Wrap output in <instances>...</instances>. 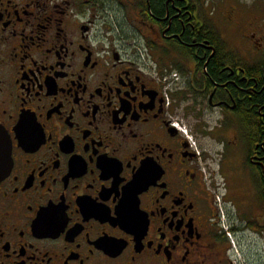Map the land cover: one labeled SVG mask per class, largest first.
I'll list each match as a JSON object with an SVG mask.
<instances>
[{
	"label": "flooded vegetation",
	"instance_id": "obj_1",
	"mask_svg": "<svg viewBox=\"0 0 264 264\" xmlns=\"http://www.w3.org/2000/svg\"><path fill=\"white\" fill-rule=\"evenodd\" d=\"M136 1L152 71L112 31L111 0H0V127L12 147L0 264H264V18L235 41L217 29L201 39L212 17L202 2L167 0L161 17ZM257 3L235 2L227 26ZM172 72L182 87L169 94ZM179 99L221 113L212 131H231L258 182L257 214L227 216L232 238L219 171L207 178L172 126ZM235 188L225 184V203L244 195Z\"/></svg>",
	"mask_w": 264,
	"mask_h": 264
},
{
	"label": "rangeland",
	"instance_id": "obj_2",
	"mask_svg": "<svg viewBox=\"0 0 264 264\" xmlns=\"http://www.w3.org/2000/svg\"><path fill=\"white\" fill-rule=\"evenodd\" d=\"M125 5H121L119 0H111V13L112 17L116 18L119 23V34L121 39L126 40V43H137L142 49L141 52L147 51L148 47L140 35H138L139 24L135 21V0H125ZM202 5L205 9V14L211 16L209 18L213 26L221 33L222 37L231 41L241 38V35L248 33V26L254 17H259L260 20L264 18L263 10L260 4L255 6L248 11V8L244 6L240 9V28H232L229 25L231 6L235 3L233 0H227L226 2L221 0H203ZM246 2L249 4L252 0H237ZM262 2V0H259ZM220 2H223L221 10H217L215 14H211V9L215 8L216 5L220 7ZM206 22L209 20L206 17ZM116 33L115 31H113ZM117 34V33H116ZM133 48V47H132ZM134 49V48H133ZM135 50V49H134ZM151 55V53H150ZM166 61V60H165ZM169 67L168 64L163 65V69ZM171 77H168L170 79ZM176 83V82H175ZM167 91L169 94L172 93V89L176 92L180 90L182 85H168ZM189 102L187 100L182 101L179 99L176 103V109L174 116L175 118L182 119L184 123L192 130L196 140L198 149L202 154L203 162L207 168V172H212L217 170L220 176L217 175V183L221 185L219 192L224 193L223 183L227 185V188L235 189L240 188L244 191V195L231 198L226 202L225 215L230 216L239 215L241 218H253L256 215V210L262 205V198L260 196L258 182L252 180L250 171L245 167L241 166L240 162H236L239 159V155L234 154L235 147H228L229 141L234 138L231 131L228 133H217L212 131L215 125L219 123L222 115L218 110H206V111H196L190 109L187 106ZM232 134V135H231ZM232 146V145H231ZM241 155V154H240ZM232 161L234 165H232ZM215 170V172H216ZM212 178V177H211ZM218 183V184H219ZM224 184V185H225ZM235 215H234V213ZM251 238L255 239V236ZM255 262L263 261L262 257L254 253Z\"/></svg>",
	"mask_w": 264,
	"mask_h": 264
},
{
	"label": "water",
	"instance_id": "obj_3",
	"mask_svg": "<svg viewBox=\"0 0 264 264\" xmlns=\"http://www.w3.org/2000/svg\"><path fill=\"white\" fill-rule=\"evenodd\" d=\"M11 143L6 132L0 127V181L9 173L8 162H11Z\"/></svg>",
	"mask_w": 264,
	"mask_h": 264
},
{
	"label": "trees",
	"instance_id": "obj_4",
	"mask_svg": "<svg viewBox=\"0 0 264 264\" xmlns=\"http://www.w3.org/2000/svg\"><path fill=\"white\" fill-rule=\"evenodd\" d=\"M167 0H153V5L151 4V9H152V11H154L156 14H158L159 16H161L162 17V14H164L165 13V2H166ZM171 1H173V0H171ZM178 1V0H177ZM193 1H196V0H193ZM197 1H199V2H203V4H204V1L203 0H197ZM178 3H179V1H178ZM180 4V3H179ZM258 4H260L261 5V7H262V10H263V14H264V2L262 1H259L258 0V3H257V5ZM171 5V4H170ZM138 6H140V7H142L143 8V12H144V8H145V3L144 4H142V3H138ZM149 11V10H148ZM208 19V18H207ZM209 20V19H208ZM213 23V22H212ZM211 23V21H209V23L208 22H206V25H205V27H204V29H203V31L205 32V36H201V34H200V38L201 39H205V38H208L209 37V31L210 30H214V27H213V24ZM217 35H218V38H222V36H221V34L217 31ZM190 39V38H189ZM209 39H210V37H209ZM187 41H188V39H186ZM164 52H166V50H164ZM210 53V52H209Z\"/></svg>",
	"mask_w": 264,
	"mask_h": 264
},
{
	"label": "built area",
	"instance_id": "obj_5",
	"mask_svg": "<svg viewBox=\"0 0 264 264\" xmlns=\"http://www.w3.org/2000/svg\"><path fill=\"white\" fill-rule=\"evenodd\" d=\"M176 125H178V124H176ZM191 139V138H190Z\"/></svg>",
	"mask_w": 264,
	"mask_h": 264
}]
</instances>
